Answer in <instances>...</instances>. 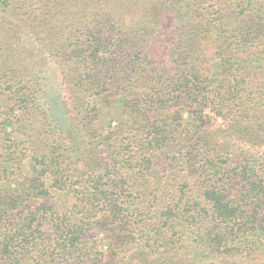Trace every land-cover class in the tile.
Returning a JSON list of instances; mask_svg holds the SVG:
<instances>
[{
    "label": "trees",
    "instance_id": "16d2710c",
    "mask_svg": "<svg viewBox=\"0 0 264 264\" xmlns=\"http://www.w3.org/2000/svg\"><path fill=\"white\" fill-rule=\"evenodd\" d=\"M0 264H264V0H0Z\"/></svg>",
    "mask_w": 264,
    "mask_h": 264
},
{
    "label": "rangeland",
    "instance_id": "374dc122",
    "mask_svg": "<svg viewBox=\"0 0 264 264\" xmlns=\"http://www.w3.org/2000/svg\"><path fill=\"white\" fill-rule=\"evenodd\" d=\"M24 38L28 40L25 42L30 44L29 47L35 48L34 52L36 54H28V58H30L29 62L33 64L35 78H37L41 83L39 102L46 110H48L51 117L57 121L63 130L64 135L70 139L69 141H71L73 146H75L78 151H81L83 149V142H85V133L83 132L81 126L77 123L79 119H77L75 115L71 119L72 115L68 108L70 100L55 64L49 61V57L45 59L42 54L37 52L36 49L38 47L35 46L31 37L29 38L26 36ZM42 59H44V61ZM90 102L97 107L100 106L98 98H92ZM100 111H102L101 108ZM219 121L220 120H217L215 124H219ZM7 129L12 130L10 127ZM54 201L60 209L67 210V198L64 194L57 193L54 197Z\"/></svg>",
    "mask_w": 264,
    "mask_h": 264
}]
</instances>
